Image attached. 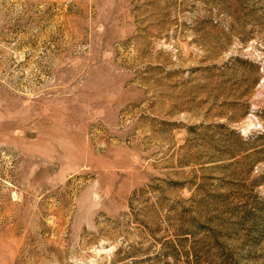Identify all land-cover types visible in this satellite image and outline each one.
I'll return each instance as SVG.
<instances>
[{
  "label": "rangeland",
  "instance_id": "1",
  "mask_svg": "<svg viewBox=\"0 0 264 264\" xmlns=\"http://www.w3.org/2000/svg\"><path fill=\"white\" fill-rule=\"evenodd\" d=\"M0 264H264V0H0Z\"/></svg>",
  "mask_w": 264,
  "mask_h": 264
}]
</instances>
